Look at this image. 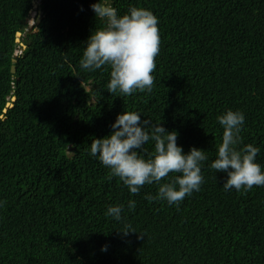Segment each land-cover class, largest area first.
Listing matches in <instances>:
<instances>
[{
	"label": "trees",
	"instance_id": "16d2710c",
	"mask_svg": "<svg viewBox=\"0 0 264 264\" xmlns=\"http://www.w3.org/2000/svg\"><path fill=\"white\" fill-rule=\"evenodd\" d=\"M33 1L0 0V264H264V186L225 191L210 167L216 117L231 109L245 117L239 147H258L264 170V0H109L118 15L138 7L159 21L153 90L126 97L107 91L106 66L79 64L103 27L98 0H39L27 38ZM123 112L175 130L184 154L205 150L199 191L169 205L145 198L155 183L133 195L108 178L90 143ZM153 151L149 141L140 154ZM110 205L123 206L120 221Z\"/></svg>",
	"mask_w": 264,
	"mask_h": 264
},
{
	"label": "clouds",
	"instance_id": "9594fccd",
	"mask_svg": "<svg viewBox=\"0 0 264 264\" xmlns=\"http://www.w3.org/2000/svg\"><path fill=\"white\" fill-rule=\"evenodd\" d=\"M39 6L40 2L36 6L40 19ZM91 9L103 22V27L91 31L79 61L80 67L91 72L106 66L110 70L106 86L110 94L126 97L136 92L151 93L152 73L156 70L160 45L157 17L150 10L131 6L127 13L118 15L109 0H98ZM20 38L21 34L17 43ZM216 119L223 128L222 142L210 167L216 173L226 174L222 184L224 190L246 192L254 186H264V170L256 162L260 149L251 144L239 147L245 119L243 113L229 109ZM110 127L109 135L92 138L89 150L90 156L109 169V179L119 178L133 195L139 194L146 184L155 183L158 185L156 194L145 198L150 202L166 201L177 206L186 196L200 190L204 182L202 162L208 160L205 150L192 147L184 154L176 143L178 133L175 130L168 131L161 123L152 125L148 120H142L138 112L118 114ZM149 141L154 142V151L145 159L140 150ZM170 174H173L171 180L161 183ZM128 208L134 210L135 202L130 200ZM123 210L122 205H110L105 215L120 221ZM129 229L130 225H125V230L118 232L124 235L137 233ZM102 251H106V247Z\"/></svg>",
	"mask_w": 264,
	"mask_h": 264
},
{
	"label": "rangeland",
	"instance_id": "374dc122",
	"mask_svg": "<svg viewBox=\"0 0 264 264\" xmlns=\"http://www.w3.org/2000/svg\"><path fill=\"white\" fill-rule=\"evenodd\" d=\"M38 2H39L38 0H36V2H34L35 6L33 7L32 11L29 15L30 17H29V21H28V30H29V33L31 32L32 34L35 33L36 28H37L36 17H37L38 13L36 11V6H37Z\"/></svg>",
	"mask_w": 264,
	"mask_h": 264
},
{
	"label": "water",
	"instance_id": "95a60500",
	"mask_svg": "<svg viewBox=\"0 0 264 264\" xmlns=\"http://www.w3.org/2000/svg\"><path fill=\"white\" fill-rule=\"evenodd\" d=\"M34 6H35V4L33 3V7H34ZM38 12H39V15H40V9H39V8H38ZM39 22H40V19L37 18V19H36V24H39ZM37 31H38V30H37ZM37 31H36V32H37ZM36 32H35V33H36ZM35 33H34V34H29V32H28V34H27V38H28V37H31V36H33V35H35ZM18 37H20V34H16V40H17ZM14 72H15V68L12 67V68H11V73L14 74ZM11 101L14 102V101H15V98H12ZM7 106L10 108L12 105L8 104Z\"/></svg>",
	"mask_w": 264,
	"mask_h": 264
}]
</instances>
